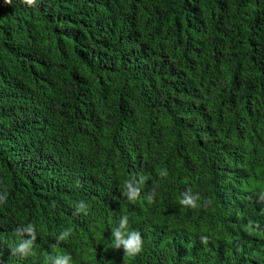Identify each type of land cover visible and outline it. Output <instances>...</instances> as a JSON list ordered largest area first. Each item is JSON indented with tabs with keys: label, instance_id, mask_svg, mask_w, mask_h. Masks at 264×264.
<instances>
[{
	"label": "trees",
	"instance_id": "1",
	"mask_svg": "<svg viewBox=\"0 0 264 264\" xmlns=\"http://www.w3.org/2000/svg\"><path fill=\"white\" fill-rule=\"evenodd\" d=\"M5 188L0 264H264V0H0ZM187 188L212 203L183 207ZM123 214L134 258L111 247ZM27 223L21 259L3 242Z\"/></svg>",
	"mask_w": 264,
	"mask_h": 264
},
{
	"label": "clouds",
	"instance_id": "2",
	"mask_svg": "<svg viewBox=\"0 0 264 264\" xmlns=\"http://www.w3.org/2000/svg\"><path fill=\"white\" fill-rule=\"evenodd\" d=\"M11 3V0H8ZM22 3L28 6H34L36 0H22ZM158 175L161 179L168 177L169 173L167 169H159ZM148 177L132 175L131 178L125 179L123 182L122 194L128 201L135 203L141 197L142 186L145 184ZM158 185L153 186L152 190L148 193L146 199L149 205L154 203L156 197V188ZM8 193L5 188L3 192H0V205L7 202ZM258 202H264V190H261L258 196ZM180 205L185 208L197 209L198 207L207 208L211 203V199H205L201 203V194L199 192H193L192 188H187L181 195L179 200ZM54 206V205H53ZM83 213L88 215V204L81 200L74 204V214L78 215ZM258 227V225L256 226ZM253 228L252 222H249V229ZM71 235V229L66 228L59 233L56 237L57 243L66 241ZM16 240L15 242L4 241L8 248L11 250L12 256H17L21 259H27L30 256L36 255L35 242L37 240V229L32 223L22 224L15 230ZM202 244H207L209 237L202 235L200 237ZM55 247V246H53ZM111 247L116 249L123 248L124 258L136 257L144 249V240L142 234L130 227V217L127 214H123L118 218V223L112 227V243ZM48 264H73V258L71 254H65L60 252H54L48 258Z\"/></svg>",
	"mask_w": 264,
	"mask_h": 264
}]
</instances>
